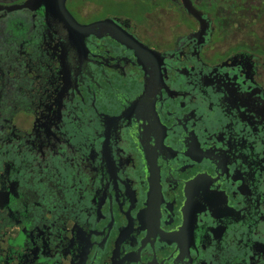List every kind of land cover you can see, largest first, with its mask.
Segmentation results:
<instances>
[{
  "label": "flooded vegetation",
  "instance_id": "flooded-vegetation-1",
  "mask_svg": "<svg viewBox=\"0 0 264 264\" xmlns=\"http://www.w3.org/2000/svg\"><path fill=\"white\" fill-rule=\"evenodd\" d=\"M66 8L0 0V264H264V0Z\"/></svg>",
  "mask_w": 264,
  "mask_h": 264
},
{
  "label": "water",
  "instance_id": "water-1",
  "mask_svg": "<svg viewBox=\"0 0 264 264\" xmlns=\"http://www.w3.org/2000/svg\"><path fill=\"white\" fill-rule=\"evenodd\" d=\"M66 1L67 0H55V5L57 7V10H58L59 14L64 19V21L68 25L73 26V25L76 24V21L74 20V18L71 16L69 11L67 10Z\"/></svg>",
  "mask_w": 264,
  "mask_h": 264
},
{
  "label": "rangeland",
  "instance_id": "rangeland-1",
  "mask_svg": "<svg viewBox=\"0 0 264 264\" xmlns=\"http://www.w3.org/2000/svg\"><path fill=\"white\" fill-rule=\"evenodd\" d=\"M255 3H257L258 4V2H255ZM264 21V20H263Z\"/></svg>",
  "mask_w": 264,
  "mask_h": 264
}]
</instances>
